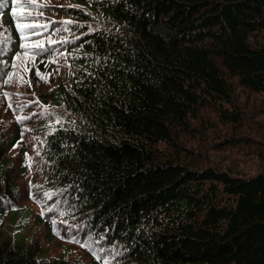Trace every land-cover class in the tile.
Returning a JSON list of instances; mask_svg holds the SVG:
<instances>
[{
	"label": "trees",
	"instance_id": "1",
	"mask_svg": "<svg viewBox=\"0 0 264 264\" xmlns=\"http://www.w3.org/2000/svg\"><path fill=\"white\" fill-rule=\"evenodd\" d=\"M34 6L55 23L25 41L16 5L0 0L15 22L10 56L44 45L27 50L25 85L41 109L30 120L40 117L42 211L21 202L29 163L11 148L27 119L17 120L0 130V264H83L48 257L23 230L33 220L94 246L87 264H264V162L251 173L211 153L259 145L264 158V0ZM9 59L0 55V93ZM15 212L22 222L6 229Z\"/></svg>",
	"mask_w": 264,
	"mask_h": 264
},
{
	"label": "rangeland",
	"instance_id": "2",
	"mask_svg": "<svg viewBox=\"0 0 264 264\" xmlns=\"http://www.w3.org/2000/svg\"><path fill=\"white\" fill-rule=\"evenodd\" d=\"M48 1L62 2L65 0ZM30 11H32L33 15L29 17L30 22L27 21V23L46 25V27L35 29L33 31L38 32L39 34L37 35H47L48 29H50L51 25L55 23V20L53 19L55 14L47 11L46 7L36 8V6H34ZM14 23L15 22L10 15L6 13L0 14V55L6 54L11 61V80L8 79V84L3 86L2 92L0 93V130L3 131L8 128L10 129V132L13 131L15 129V121L17 122L18 120L17 118L19 116L27 115L25 118L27 119L25 121V133H27V135L22 138V142L17 143L19 146L11 148V152L15 154V157H13L15 162H17L16 158L22 153V158L25 157L30 165H28L26 168L27 172L23 174V177L20 180L23 193L21 202L23 206L32 208V215L34 217L42 211V207L37 202L41 197L37 196L36 190L40 183V177L44 175V172L36 162L37 155L35 153L38 150L37 142L38 137L40 138L41 136V132L33 126L36 123L35 121L40 120V117L38 120L34 119L31 121L30 119L37 113L41 112V109L38 106V102L35 104L34 99L37 100V96L33 89L31 87L26 88L27 86H25V81L30 77L27 73V68H29L31 61L29 58L30 56L24 55L28 49L23 48L17 50L13 56H10V50H8V46L13 41L12 27ZM18 55L20 56V59H17ZM49 86L50 83H46V88H44V90ZM240 96L242 99L247 98L245 92L241 93ZM249 99L252 100L253 96ZM9 105H11V107H9ZM250 107L251 106H247L246 109L249 112H251ZM257 117H263L262 119L264 120V115L259 114ZM22 122L24 123V121ZM33 135L34 138H32ZM252 136H254V134ZM259 148V145H239L231 146L225 150H212L211 153L212 155L214 154L219 158H222L223 161H234L252 173L263 167L262 163L264 162V158H261L258 152H256ZM254 151L255 153L253 154ZM28 192L31 193L32 198L29 196L30 194ZM21 222L20 214L15 212L11 215H7L4 225L6 229L12 230ZM23 230L28 234H33V239L39 242L42 250L48 257L58 258L65 255L69 260H77L83 264H87L90 261V256L86 247H82L81 244L73 242L74 235L67 233L64 229L62 230L60 225H57L55 232H52L51 234L48 232L47 227L44 224L37 225L33 220L23 224ZM92 248L94 249V246H92Z\"/></svg>",
	"mask_w": 264,
	"mask_h": 264
},
{
	"label": "snow or ice",
	"instance_id": "3",
	"mask_svg": "<svg viewBox=\"0 0 264 264\" xmlns=\"http://www.w3.org/2000/svg\"><path fill=\"white\" fill-rule=\"evenodd\" d=\"M12 3L14 5H16V7H14L12 9V15L14 18L17 19L16 28L21 33V36L25 39V41L28 40V37L25 35L26 30H35V29H39L42 27H46V25H41V24H37V23L22 22V21H27L28 18L33 15L32 11H30V9L34 5L37 4V0H12ZM31 34L35 35L37 33L35 31H33ZM50 43H54V42L50 41ZM23 47L25 49L39 48V49L43 50L44 45H43L42 41L33 42V43H27L26 42L23 45ZM24 55L29 56V53L25 52ZM29 58H31V57H29ZM17 59H20L19 55L17 56ZM37 76H40L41 79H45L44 76L41 75V73L38 70H37ZM9 79L11 80V77ZM25 83H30V81H25ZM9 107H11V105H9ZM17 119L19 122H22L23 119H25V118L18 117ZM15 146H19V144L15 145ZM45 195H51V194L46 193ZM73 242L81 243L79 240H75V238H73ZM81 246L86 247L91 251H94L93 249H91V245L87 242L82 243ZM106 264H107V262H106Z\"/></svg>",
	"mask_w": 264,
	"mask_h": 264
}]
</instances>
